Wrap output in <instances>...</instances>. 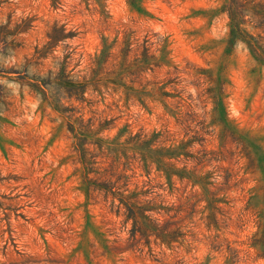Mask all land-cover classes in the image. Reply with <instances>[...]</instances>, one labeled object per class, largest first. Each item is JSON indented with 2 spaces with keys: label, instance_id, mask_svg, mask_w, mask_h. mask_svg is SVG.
<instances>
[{
  "label": "rangeland",
  "instance_id": "rangeland-1",
  "mask_svg": "<svg viewBox=\"0 0 264 264\" xmlns=\"http://www.w3.org/2000/svg\"><path fill=\"white\" fill-rule=\"evenodd\" d=\"M0 264H264V0H0Z\"/></svg>",
  "mask_w": 264,
  "mask_h": 264
}]
</instances>
